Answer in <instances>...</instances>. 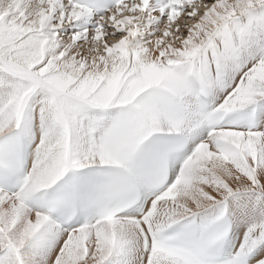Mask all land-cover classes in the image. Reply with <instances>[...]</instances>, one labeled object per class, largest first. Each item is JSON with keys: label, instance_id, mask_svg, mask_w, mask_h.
Segmentation results:
<instances>
[{"label": "snow or ice", "instance_id": "1", "mask_svg": "<svg viewBox=\"0 0 264 264\" xmlns=\"http://www.w3.org/2000/svg\"><path fill=\"white\" fill-rule=\"evenodd\" d=\"M0 264H264V0H0Z\"/></svg>", "mask_w": 264, "mask_h": 264}]
</instances>
